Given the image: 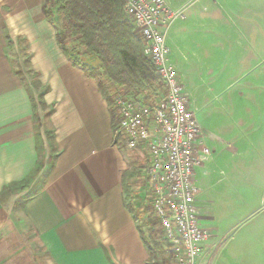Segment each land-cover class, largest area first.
Returning a JSON list of instances; mask_svg holds the SVG:
<instances>
[{
	"label": "crops",
	"instance_id": "crops-1",
	"mask_svg": "<svg viewBox=\"0 0 264 264\" xmlns=\"http://www.w3.org/2000/svg\"><path fill=\"white\" fill-rule=\"evenodd\" d=\"M167 2L175 10L184 8L185 14V22L174 24L168 34L170 61L171 38L179 43L180 38H189L191 28L200 33L194 38H216V47L220 42L225 58L233 38H239L237 44L251 53H259L261 41L264 45L261 0H212L208 5L178 6ZM57 18L52 22L45 18L42 0H0V264H150L151 246L143 238H147V227L137 218L144 200L141 196L137 201L133 191L132 202L127 199L129 165L125 148L115 143L109 104L97 79L74 67L62 52L57 31L63 17ZM206 20L210 22L208 35ZM201 22L204 25L196 29L191 25ZM15 28L19 30L15 32ZM19 38L43 88L39 95L42 106L29 88L33 81L28 87L10 59L9 41L19 43ZM209 55L206 68L218 71L229 67L226 62H214L216 50ZM246 72L242 116L220 113L225 105L216 93V80L211 81L208 94L199 89L200 104L205 95L211 96L214 130L207 140L211 155L195 174L201 226L210 234L204 256L211 264H264V70L258 71L257 81L249 79L254 68ZM33 101L41 119L43 150L35 138ZM256 106L257 115L249 111ZM50 132L51 143L47 138ZM51 145L55 157L46 177L36 169L42 151L51 160ZM231 152L243 156L248 171L227 159ZM41 165L44 170L49 163ZM22 182L28 183V189L3 203L4 189L14 184L19 187ZM223 183L227 184L221 195L226 201L224 219L215 212L217 201L210 196ZM249 195L255 203L248 202Z\"/></svg>",
	"mask_w": 264,
	"mask_h": 264
},
{
	"label": "built area",
	"instance_id": "built-area-1",
	"mask_svg": "<svg viewBox=\"0 0 264 264\" xmlns=\"http://www.w3.org/2000/svg\"><path fill=\"white\" fill-rule=\"evenodd\" d=\"M123 11L135 29L145 58L152 66L156 96L113 87L115 142L129 151L144 152V205L170 244V264H211L205 258L210 234L201 226L196 197V170L211 155L204 131L167 43L171 27L185 20L183 9L167 0H123ZM142 210V211H143Z\"/></svg>",
	"mask_w": 264,
	"mask_h": 264
},
{
	"label": "rangeland",
	"instance_id": "rangeland-1",
	"mask_svg": "<svg viewBox=\"0 0 264 264\" xmlns=\"http://www.w3.org/2000/svg\"><path fill=\"white\" fill-rule=\"evenodd\" d=\"M167 1L172 2L174 6H178V5H184V3L192 4L196 2H200L203 3L204 5H208V3L211 2L212 0H167ZM218 1L225 2L227 0H218ZM261 2H264V0H261ZM204 13H208V12L204 11ZM57 17L58 16H55L54 19L58 20L59 18ZM206 22L205 24L207 26L205 29V33H207L208 35L209 34L208 26L210 22L209 20H206ZM191 25L196 29V27H200L201 25H204V22H201L199 24L192 23ZM18 30H19L18 28H15V32H17ZM188 34H189V38H180L179 43H178L179 39L171 38L170 40V44L172 48L171 64L175 65L176 69L178 70V72L182 77L183 84L185 83L184 84L185 91L189 96L191 108L194 109V111L197 114L198 122L206 131V133L210 135V133H214V130L212 129L213 124L210 118V109H209L211 96L205 95L206 100L200 104V102L198 101L200 100L199 99L200 87H201V91H200L201 93L205 92V94L206 93L208 94L211 81L213 79L216 80L215 81L217 82L216 93L221 95L223 99V104L225 105L223 107L224 110L222 109L220 113L224 111L227 117H231V115H237V116L244 115V111L246 107L243 106L242 86L246 84L247 80L245 79L248 78L249 75L247 74L246 71H249L250 69L254 68L255 74L251 75L249 79L250 81H252L254 78V81H257L258 71L259 73H261V71L264 70V65H262L264 59V45H262V41H261L259 53H251L250 50H247L246 47L242 48L241 43L237 44L239 38H233L234 39L233 42L228 43L229 52L225 58V54L221 53L222 46L220 42L218 43V47H216V38H194L195 36H197V34L200 33L197 29L196 31L193 30V28H191V33L188 32ZM9 47L10 50L8 51V53L10 59L14 64V66H19L23 74V79H25L26 85L28 86L29 83L31 82V79L29 77L28 69L26 65V62L28 61V54L27 52H24V45L21 42L19 43L11 42L9 44ZM65 48L70 52H72L73 54H75L78 60L86 64L92 72H99L98 60L95 57H88V58L84 57L83 56L84 49L79 45L77 41L73 39H68L65 42ZM213 49L217 51V55L213 57L215 58L214 62H216L218 65H221L222 63L226 62V64L229 67L224 66V68L218 71L213 69L210 70L209 68L205 67V65L208 64L210 61L209 54L210 51ZM241 54L244 55L243 58L245 59L241 58ZM247 62H249V64ZM211 72L215 73L214 74L215 76H210ZM98 80L101 81L104 87L107 88L108 90L112 86H114V84L111 83L110 80H108L104 76ZM153 84L154 83L146 84L143 89L146 90L145 92L147 94L151 95L152 97H155L157 92L152 87L156 85ZM29 86L28 87L31 90L34 89L35 91L39 103L38 105L42 106L43 104L39 102L40 100L39 95L41 94L43 88L41 90L40 86L34 82H31V85ZM49 110L50 109L48 108V111ZM48 111H46L45 114H48L49 113ZM249 111L252 114L257 115L258 108L257 106L251 107ZM43 115L44 114H42L41 116L43 117ZM223 119H225V116H223ZM39 121L41 122V119ZM40 132H41V126H40ZM47 138L48 141H50L51 143L53 138L51 132L47 134ZM122 147L125 148L122 149L125 150L124 152L125 159L129 165V170L127 171L126 174L127 177L126 187L128 186L130 187V189L133 191V197L136 198L137 201H140L141 196L143 197L144 200L145 182L143 179V173H144V168L146 166L145 163L147 161L146 154L144 152L129 151L125 146ZM51 152H52V145H51ZM242 158L243 156L240 158L237 155L235 156L233 152L229 153L227 157V159H230L232 164H237L238 166L243 165L242 168H245L247 169L246 171H248L249 170L248 165L246 166L247 161H243ZM45 161L46 163H49V165L46 169L41 170L42 168L41 163L43 164ZM133 163H135V166H137V170L139 173V175L136 178H130V173L133 172L131 167ZM52 164H53V160L52 159L50 160L48 157L46 158L44 156V152L42 151L41 160L38 168V170H40L39 172L42 171L43 176L47 177V174H49V172L51 171ZM219 164L221 165L222 168H225V166H223L225 164L224 162H221ZM37 175L38 174L36 173V176ZM226 185H227L226 183H223L221 186H218L216 189L212 190V194L210 192V196H213L217 201V206H215V212L219 215V217L222 216L223 219L226 213V203H225L226 201H225V197H221V195L225 193L224 190L226 189ZM36 192L37 190L33 191V193ZM246 199L248 200V202L255 203L254 196L249 195L248 197H246ZM20 207L21 205L16 207V209L12 214V219H13V215L14 216L17 215L16 212L19 211ZM145 209L146 210H143L142 212L138 213L139 214L138 221L142 226L147 227L146 230H144L146 234L145 233L144 234L145 236L147 235L146 239H149L152 243L150 264H170L172 257L166 254V250L171 249L169 246L170 243L167 240H165V238L163 237L162 231L159 229V227H157V221L150 213V211H148V207L145 206ZM15 219L13 221V224L17 223ZM154 221L156 222V224L154 223Z\"/></svg>",
	"mask_w": 264,
	"mask_h": 264
},
{
	"label": "trees",
	"instance_id": "trees-1",
	"mask_svg": "<svg viewBox=\"0 0 264 264\" xmlns=\"http://www.w3.org/2000/svg\"><path fill=\"white\" fill-rule=\"evenodd\" d=\"M123 5V0H42V11L48 21L52 22L55 16L63 17V24L57 31V42L74 67L82 69L85 75L97 79L99 90L109 104L114 131H116V120L115 113L111 109L113 87L138 93L146 91L143 89L146 84L157 82V76L145 58L143 46L135 35V29L124 14ZM68 39L79 43L84 49V57H95L98 60L99 72H92L86 64L78 60L75 54L65 48ZM21 41L23 40L19 38V42ZM27 51L28 49L24 48V52ZM26 65L30 79L39 85L38 74L33 73L29 59ZM15 70L23 79L19 66H15ZM103 76L114 84L109 90L98 80ZM39 99L42 104V98ZM33 116L37 122L35 125L37 147L42 150L44 139L40 132L41 125H39L36 104L33 106ZM119 147L122 148L120 145ZM54 154L52 148L51 159L55 157ZM131 167L133 172L130 173V178H136L139 175L137 166L133 163ZM36 170L39 171L38 168ZM27 189V182H22L19 187L14 184L5 188L2 202L5 203L11 195ZM125 191L128 195L127 199L132 202V190L128 186ZM154 223L156 224L155 221ZM143 238L150 247L151 241L144 236Z\"/></svg>",
	"mask_w": 264,
	"mask_h": 264
}]
</instances>
